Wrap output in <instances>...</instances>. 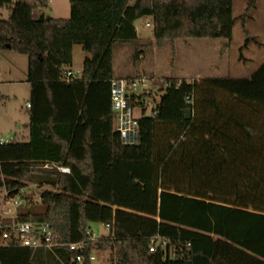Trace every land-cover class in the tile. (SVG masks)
I'll return each instance as SVG.
<instances>
[{"label": "trees", "instance_id": "trees-1", "mask_svg": "<svg viewBox=\"0 0 264 264\" xmlns=\"http://www.w3.org/2000/svg\"><path fill=\"white\" fill-rule=\"evenodd\" d=\"M47 2L0 0L10 8L0 49L28 57L31 85L29 141L0 145V189L23 191L19 221L46 222L64 243L86 242L91 224L110 230L75 250L10 241L0 264H92L105 251L110 264H264V63L246 78L169 80L138 119L135 146L123 144L112 107L113 47L139 41V19L151 18L157 46L231 43L233 0H70V19H35ZM76 45L87 56L67 82ZM27 184L48 188L39 203Z\"/></svg>", "mask_w": 264, "mask_h": 264}, {"label": "rangeland", "instance_id": "rangeland-1", "mask_svg": "<svg viewBox=\"0 0 264 264\" xmlns=\"http://www.w3.org/2000/svg\"><path fill=\"white\" fill-rule=\"evenodd\" d=\"M246 12L248 14L242 18ZM37 13L55 20L70 19V0H48L46 7L38 9ZM9 16L10 8L0 6V20H7ZM233 16L237 23L231 43L224 39H180L174 42L163 41L160 46L156 45L153 26H147V23H152L151 18L139 19L135 26L141 39L136 43H118L113 47L115 77L127 76L130 69L144 68L152 92V96L145 101L146 115L151 116L159 103V92L171 79L193 82L194 79L251 76L258 70L259 59L264 52V0H233ZM248 39L253 40L241 52ZM139 49L144 52V60L137 58ZM86 56L82 47L76 45L73 64L66 71L81 76ZM28 66L27 56L19 55L11 49H0V138L5 141H29L28 105L31 85L28 82ZM134 113L140 118L143 112L135 108ZM27 187L26 195L33 197L36 203L40 202L42 191L48 189H40L32 184H27ZM12 202L13 199L5 203L0 194L2 224H9L17 215L18 207ZM90 230L98 238L109 234V230L102 224H91ZM95 255L93 264H110L111 252H96Z\"/></svg>", "mask_w": 264, "mask_h": 264}, {"label": "built area", "instance_id": "built-area-1", "mask_svg": "<svg viewBox=\"0 0 264 264\" xmlns=\"http://www.w3.org/2000/svg\"><path fill=\"white\" fill-rule=\"evenodd\" d=\"M148 27H151V23H147ZM78 75L72 71H65L62 78L69 82ZM170 87V83L166 82L165 88L159 92V96ZM144 95H151L152 92L148 86V79L145 75L137 77L135 79H117L114 80V90L112 98V107L115 113V129L120 133L122 142L125 146H135L139 143V128H138V117L135 116L134 109L140 108L142 116L146 115L145 101L140 99ZM188 101H191L188 98ZM148 105L150 103L148 102ZM30 106V105H28ZM10 143V140H3L0 138V145ZM48 167V166H46ZM63 173H70L69 169L60 168ZM21 191L15 197H11L8 191L3 188L0 189V194L4 198L5 203L13 199L12 204L14 206H21L25 202L23 200ZM110 230V226H106ZM87 235L88 241L95 242L98 237L89 229ZM10 241L19 244L22 247L29 249H48L54 251L61 247H69L71 250L86 248V242L80 243L72 240L70 243H64L61 241V237L56 233L52 226L46 222H21L17 215L9 224H2V217L0 218V245H7ZM155 248H151V252H154ZM96 253V252H95ZM93 253L90 256V261L96 260V255ZM77 263L82 264L83 258L77 257Z\"/></svg>", "mask_w": 264, "mask_h": 264}, {"label": "crops", "instance_id": "crops-1", "mask_svg": "<svg viewBox=\"0 0 264 264\" xmlns=\"http://www.w3.org/2000/svg\"><path fill=\"white\" fill-rule=\"evenodd\" d=\"M35 14H37V17L35 16ZM33 15H34V18L35 19H37L39 16H40V14H38L37 13V10L36 11H34V13H33ZM137 28V27H136ZM137 31H138V29H137ZM138 38H139V40L141 39L140 38V35H139V31H138ZM224 49V48H223ZM145 59V55L144 54H142L141 56H140V59L139 60H144ZM249 60V59H248ZM259 63H260V66L264 63V52H263V54H262V57H260V59H259ZM260 66H259V68H260ZM258 68V69H259ZM142 75H147L146 74V71L144 70V68L141 66L140 67V69H137V68H134V69H130L129 70V73L127 74V76H125V77H115L114 79L115 80H117V79H119V80H121V79H126V80H129V79H135V78H137V77H140V76H142ZM253 75V74H252ZM251 75V76H252ZM250 77V76H249ZM199 78V77H198ZM195 80V79H194ZM30 84V83H29Z\"/></svg>", "mask_w": 264, "mask_h": 264}, {"label": "water", "instance_id": "water-1", "mask_svg": "<svg viewBox=\"0 0 264 264\" xmlns=\"http://www.w3.org/2000/svg\"><path fill=\"white\" fill-rule=\"evenodd\" d=\"M7 49H10V46L9 45L7 46ZM185 114H186V116H185V119L186 120H192V118H193V111L191 109H187L185 111ZM15 141H16L15 139H12L11 140V142H15Z\"/></svg>", "mask_w": 264, "mask_h": 264}]
</instances>
